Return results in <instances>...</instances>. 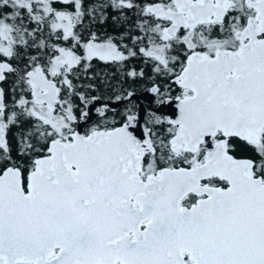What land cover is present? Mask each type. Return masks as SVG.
Here are the masks:
<instances>
[{
  "label": "snow or ice",
  "instance_id": "1",
  "mask_svg": "<svg viewBox=\"0 0 264 264\" xmlns=\"http://www.w3.org/2000/svg\"><path fill=\"white\" fill-rule=\"evenodd\" d=\"M0 264H264V0H0Z\"/></svg>",
  "mask_w": 264,
  "mask_h": 264
}]
</instances>
